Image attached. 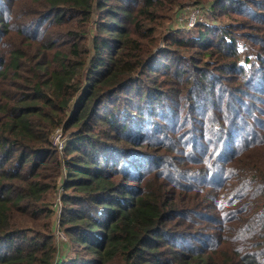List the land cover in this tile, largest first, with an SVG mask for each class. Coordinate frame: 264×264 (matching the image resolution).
Returning a JSON list of instances; mask_svg holds the SVG:
<instances>
[{
  "label": "trees",
  "instance_id": "1",
  "mask_svg": "<svg viewBox=\"0 0 264 264\" xmlns=\"http://www.w3.org/2000/svg\"><path fill=\"white\" fill-rule=\"evenodd\" d=\"M0 264H264V0H0Z\"/></svg>",
  "mask_w": 264,
  "mask_h": 264
},
{
  "label": "built area",
  "instance_id": "2",
  "mask_svg": "<svg viewBox=\"0 0 264 264\" xmlns=\"http://www.w3.org/2000/svg\"><path fill=\"white\" fill-rule=\"evenodd\" d=\"M208 7L205 4L188 5L181 9L175 17L172 29L192 30L206 21L205 15ZM52 144L62 154L67 146V137L63 129H56L51 136ZM63 189V187L61 186ZM64 190V189H63Z\"/></svg>",
  "mask_w": 264,
  "mask_h": 264
},
{
  "label": "rangeland",
  "instance_id": "3",
  "mask_svg": "<svg viewBox=\"0 0 264 264\" xmlns=\"http://www.w3.org/2000/svg\"><path fill=\"white\" fill-rule=\"evenodd\" d=\"M205 18H206V15H205ZM181 32H183V30H181ZM247 53H249V52L247 51ZM244 56H245V54H244ZM63 192H64V190L61 188V185H60L59 190H58V195L55 198V209H56L55 231H56V235L58 236V239L63 240L64 242H67L68 237L60 229V219H61V213H62V208H63V203H62L61 197H62ZM60 240H58V241H60Z\"/></svg>",
  "mask_w": 264,
  "mask_h": 264
}]
</instances>
